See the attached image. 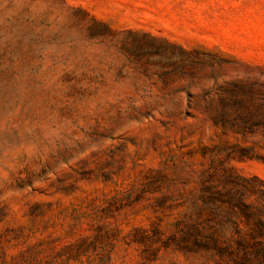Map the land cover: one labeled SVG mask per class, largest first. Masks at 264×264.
Segmentation results:
<instances>
[{
    "label": "rangeland",
    "instance_id": "374dc122",
    "mask_svg": "<svg viewBox=\"0 0 264 264\" xmlns=\"http://www.w3.org/2000/svg\"><path fill=\"white\" fill-rule=\"evenodd\" d=\"M228 168L259 203L264 0H0V264H197L169 225Z\"/></svg>",
    "mask_w": 264,
    "mask_h": 264
},
{
    "label": "trees",
    "instance_id": "16d2710c",
    "mask_svg": "<svg viewBox=\"0 0 264 264\" xmlns=\"http://www.w3.org/2000/svg\"><path fill=\"white\" fill-rule=\"evenodd\" d=\"M228 171L202 177L198 193L180 204L165 246L173 244L197 264H264V184L261 201L249 202L248 187ZM161 233L154 225L136 242L153 246Z\"/></svg>",
    "mask_w": 264,
    "mask_h": 264
}]
</instances>
